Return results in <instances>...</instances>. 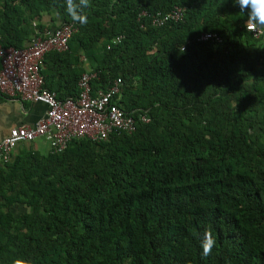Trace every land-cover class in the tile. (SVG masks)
Segmentation results:
<instances>
[{
    "label": "trees",
    "instance_id": "trees-1",
    "mask_svg": "<svg viewBox=\"0 0 264 264\" xmlns=\"http://www.w3.org/2000/svg\"><path fill=\"white\" fill-rule=\"evenodd\" d=\"M175 7L181 20L152 25ZM83 14L73 21L66 0H0V46L71 25L67 50L44 56V88L65 100L83 73L93 91L120 79L116 104L136 131L60 154L30 142L10 159L0 264H264V36L233 0H89Z\"/></svg>",
    "mask_w": 264,
    "mask_h": 264
},
{
    "label": "built area",
    "instance_id": "built-area-1",
    "mask_svg": "<svg viewBox=\"0 0 264 264\" xmlns=\"http://www.w3.org/2000/svg\"><path fill=\"white\" fill-rule=\"evenodd\" d=\"M183 10L174 8L170 13H157L152 17L154 26H162L169 21H178ZM75 29L69 25L45 29L43 36L35 37L21 50L0 46V94L16 97L21 101L37 102L45 105L44 117L33 126L15 127L0 140V159L10 161L16 147L42 139L49 146V153L60 154L73 140L88 139L104 141L115 133L136 131L133 116L124 113L116 104L122 81L114 80L106 89L93 91L92 73H83L77 83L79 90L75 98L59 100L56 94L44 88L41 74L43 59L48 52H63ZM258 39L264 34L252 32ZM201 42H220V37L212 32L202 33ZM142 123L149 119L140 117Z\"/></svg>",
    "mask_w": 264,
    "mask_h": 264
},
{
    "label": "crops",
    "instance_id": "crops-1",
    "mask_svg": "<svg viewBox=\"0 0 264 264\" xmlns=\"http://www.w3.org/2000/svg\"><path fill=\"white\" fill-rule=\"evenodd\" d=\"M43 22L47 24L51 23L47 15L44 16ZM57 25H59L58 20H56V22H54V24L49 28L53 29L57 27ZM45 112L46 107L41 103L21 101L16 97H6L0 94V140L8 135L11 128L35 125L44 117ZM36 141L35 145L32 144L31 146L34 151L39 152V148L41 146H46V153L49 152V146L46 141L42 139H39L37 142ZM29 146V143L18 145L14 150L11 159L20 154L23 148H28ZM4 167L5 164L2 163L0 159V169H4ZM1 201L2 198L0 196V202ZM25 210L26 209L22 205H15L12 209V213L15 217H18Z\"/></svg>",
    "mask_w": 264,
    "mask_h": 264
},
{
    "label": "clouds",
    "instance_id": "clouds-1",
    "mask_svg": "<svg viewBox=\"0 0 264 264\" xmlns=\"http://www.w3.org/2000/svg\"><path fill=\"white\" fill-rule=\"evenodd\" d=\"M233 2L238 6L240 13L246 16L247 31L264 34V0H233ZM66 4L67 11L73 21L81 24L87 23L83 10L89 7V0H66ZM215 244L216 241L212 237L211 231H205L201 244L203 256H209ZM13 264H26V261L15 259Z\"/></svg>",
    "mask_w": 264,
    "mask_h": 264
},
{
    "label": "rangeland",
    "instance_id": "rangeland-1",
    "mask_svg": "<svg viewBox=\"0 0 264 264\" xmlns=\"http://www.w3.org/2000/svg\"><path fill=\"white\" fill-rule=\"evenodd\" d=\"M38 141V140H37ZM36 141V142H37ZM46 143V142H45ZM33 145H35V141L33 142ZM37 146V145H36ZM46 146H41L40 148H39V152L40 153H46V148H45Z\"/></svg>",
    "mask_w": 264,
    "mask_h": 264
}]
</instances>
